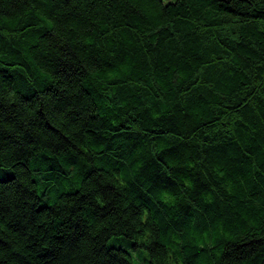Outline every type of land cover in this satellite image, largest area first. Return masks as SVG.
Wrapping results in <instances>:
<instances>
[{
    "label": "trees",
    "instance_id": "1",
    "mask_svg": "<svg viewBox=\"0 0 264 264\" xmlns=\"http://www.w3.org/2000/svg\"><path fill=\"white\" fill-rule=\"evenodd\" d=\"M264 264V0H0V264Z\"/></svg>",
    "mask_w": 264,
    "mask_h": 264
},
{
    "label": "rangeland",
    "instance_id": "2",
    "mask_svg": "<svg viewBox=\"0 0 264 264\" xmlns=\"http://www.w3.org/2000/svg\"><path fill=\"white\" fill-rule=\"evenodd\" d=\"M128 241L122 236H113L107 241V246L125 249L131 256L132 264H148L147 251L143 248L131 247Z\"/></svg>",
    "mask_w": 264,
    "mask_h": 264
}]
</instances>
